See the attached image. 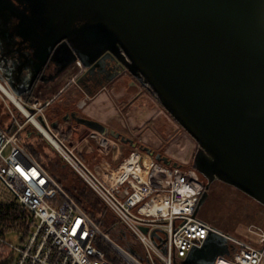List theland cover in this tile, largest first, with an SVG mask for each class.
Masks as SVG:
<instances>
[{"label": "water", "instance_id": "obj_1", "mask_svg": "<svg viewBox=\"0 0 264 264\" xmlns=\"http://www.w3.org/2000/svg\"><path fill=\"white\" fill-rule=\"evenodd\" d=\"M61 53L45 82L78 59L89 68L83 85L127 70L196 139L193 166L206 179L197 211L215 181L264 205V0H0V68L17 96ZM227 254V238L213 232L184 263Z\"/></svg>", "mask_w": 264, "mask_h": 264}, {"label": "built area", "instance_id": "obj_2", "mask_svg": "<svg viewBox=\"0 0 264 264\" xmlns=\"http://www.w3.org/2000/svg\"><path fill=\"white\" fill-rule=\"evenodd\" d=\"M75 65L83 67L79 59ZM0 83V95L9 100L12 117L10 126L0 123V262L175 264L176 256L185 264L192 249L201 247L211 233L217 232L227 238L230 254L218 256L214 264H264L262 225H247L256 234L252 236L238 229L226 232L197 218L206 186L194 166L166 165L140 148L120 161V142L93 129L90 136L99 152L107 156L115 148L114 161L120 162L114 165L103 159L92 170L79 148L50 123L42 101L26 102L1 77ZM30 115L49 135L39 130ZM28 123L49 140L103 201L115 218L111 230L125 240L126 246L102 228L19 139V132ZM56 198L60 200L53 203ZM13 213L19 218L13 220ZM118 224L123 228H117ZM161 231L167 236L160 235ZM154 238H160L159 242Z\"/></svg>", "mask_w": 264, "mask_h": 264}, {"label": "rangeland", "instance_id": "obj_3", "mask_svg": "<svg viewBox=\"0 0 264 264\" xmlns=\"http://www.w3.org/2000/svg\"><path fill=\"white\" fill-rule=\"evenodd\" d=\"M66 87L64 88L67 89L66 92L59 99L70 95L69 92L73 85ZM117 89H120V92H117ZM131 89L136 92L131 94ZM127 94H130V96L127 97ZM73 97L76 102L73 107L78 109L81 116H91L92 120L108 126L112 131L121 132L129 139V142L124 143L126 145L125 156L131 150L140 148L152 152L156 156L161 155L163 163L166 165L193 166L198 149L196 139L173 118L155 94L142 85L129 71L104 88L95 102L90 101L87 95L76 94ZM0 100L3 101V110L9 111L7 106L10 103L9 100L7 99V101L3 95H0ZM53 109L55 107L51 106V111ZM47 112L48 110H46ZM37 119L44 123L42 115H38ZM71 124L75 125V123ZM58 130L70 141L74 132L73 128H67L65 131L60 128ZM67 132L70 135L67 136L65 134ZM80 132L81 137L86 134V132ZM37 137V134L34 133V136H32L34 142H38ZM43 143L46 147L44 152L53 159L57 158L56 152L47 147L44 141ZM114 153V150L111 151L108 156L109 159H112ZM84 158L93 170L97 162L92 161L91 156ZM122 159L123 157L120 158V161ZM100 160L101 158L98 157V161ZM120 161L115 162L114 165ZM200 175L202 180L206 181L201 173ZM262 206L264 205L239 189L222 181H215L209 189L207 198L197 211V218L211 222L226 232L233 233L240 227L243 228L250 224L264 227V207ZM257 212L262 213L261 218L255 215ZM117 228H123V226L118 224ZM160 235L167 236V232L161 231ZM159 239L154 238V241L157 243ZM2 263L4 262L2 261ZM2 263L0 262V264ZM174 263L181 264L176 256L174 257Z\"/></svg>", "mask_w": 264, "mask_h": 264}, {"label": "trees", "instance_id": "obj_4", "mask_svg": "<svg viewBox=\"0 0 264 264\" xmlns=\"http://www.w3.org/2000/svg\"><path fill=\"white\" fill-rule=\"evenodd\" d=\"M2 105L3 101L0 100V123L4 126H10L12 123V117L9 111L3 110ZM34 133L38 136V142H34L32 139ZM65 134L67 136L70 135L69 132ZM18 137L30 150L32 155L54 176L64 190L72 196L102 228L109 231L117 242L126 246L125 240L122 239L116 231L111 230L112 226L115 224V218L112 213L107 209L103 201L90 188V186L56 151L49 140L31 123H28L25 128L19 132ZM42 140L47 144V147L56 152L58 156L57 158L53 159L44 152V148L46 147ZM59 200V198H56V200L54 199L52 202L56 203ZM13 215L15 216L13 220L19 218L15 213H13ZM2 264H11V261H5Z\"/></svg>", "mask_w": 264, "mask_h": 264}, {"label": "crops", "instance_id": "obj_5", "mask_svg": "<svg viewBox=\"0 0 264 264\" xmlns=\"http://www.w3.org/2000/svg\"><path fill=\"white\" fill-rule=\"evenodd\" d=\"M69 75H70L69 72H66L64 75H62L61 77H59L57 80H55V81H53V82H51V83H49L47 85H39V87L36 90L35 96L41 98L46 103L47 100L53 98L54 96H57L58 94H59L58 95V99H59V97L61 95H63L64 92H66V90H67V89H64V88L66 86L73 85V88L69 92L70 95L68 97L67 96L66 97L63 96L62 99L61 98L59 99V101L62 102V103H60V105H62V107H65L68 110L74 109L73 105L76 104V102L74 101L73 95L74 96L76 94H79V95H81V94L82 95H89L90 96L89 99L92 102H95V100L99 98L100 93L103 91L104 88H102L100 90H97V91H95V90H93V91H91V90H84L81 87H79L75 82H72V83L69 84V80H68L69 79ZM117 78H119V77H117ZM114 80H110L109 83H108V85H110L111 83H113ZM60 91H61V93H60ZM117 92H120V89ZM130 92L132 94L133 92H136V91H133L132 90ZM126 96L127 97L130 96V94H127ZM71 97H73V98L71 99ZM67 101H70L71 103L69 102L67 104L66 103ZM51 106H53V107L54 106H57L56 105V102H53L52 105H50L49 107H46L45 108V113H46V110H48V112L46 113V115H48L50 123L52 125H55L56 126L58 124L59 120L61 119V113L58 111V106L55 107V109H53V111H51ZM75 109L78 111V109L76 107H75ZM81 117H84V118H87V119H90L91 118V116H88V115H84V116L82 115ZM91 119H93V118H91ZM106 127H107L108 131H110V128L108 126H106ZM67 128H73L74 129L73 136L70 139V142L73 145H75V146H77L79 148V152L84 157L91 156L92 161H95L97 163L99 162L98 161V157H100L101 160L105 159L106 161H108L111 164H114L115 163L114 160H115L116 149L115 148L112 149V151L113 150L115 151V153L112 156V159H109V157H108L109 155H107V156L102 155L99 152V150H98V144H97L96 140L92 136H90V133H91V131L93 129H91V128L83 125V124H80V123H75V125H72L71 123H64V124H62L60 126V129L62 131H65ZM80 131H82V133L83 132H86V134L85 135H82V137H81L80 136V133H81ZM119 133H121V132H119ZM107 135L109 137H112V138H114V139H116V140H118L120 142V151H121L120 157H124L125 154H126L125 153L126 145L124 144V142H122L120 139L115 138L110 133H107Z\"/></svg>", "mask_w": 264, "mask_h": 264}, {"label": "flooded vegetation", "instance_id": "obj_6", "mask_svg": "<svg viewBox=\"0 0 264 264\" xmlns=\"http://www.w3.org/2000/svg\"><path fill=\"white\" fill-rule=\"evenodd\" d=\"M63 62H64V54L63 53L52 54L48 58L43 70L37 75V78L35 80H33V84L31 85V87L28 88L30 86V84L28 82V84H26L25 87L22 88L23 94L21 96L23 98V100L26 102H32L34 100H40L44 103L45 107H49L50 105H52L53 102H56V105L58 106V111L61 113V119L59 120L58 124L56 126L53 125V126H55L56 129L60 128V126L64 123H78L76 121V119L74 117H72V114H75L76 116H79V117H81V115L78 113V111L75 108L72 110L71 109L68 110L65 107H62V105H60V103H62V102L59 101V99H58L59 94L57 96H54L53 98L47 100L46 103L41 98L36 97L35 93H36V90L39 87V85H47V84L57 80L59 77L64 75L66 72H70L69 79H68L69 84L72 82H75L79 87H81L84 90H91V91L95 90V91H97V90H100L102 88H106V86L108 85L110 80H114L117 77L121 76L122 74L128 72L127 70H122L118 74H116L113 78H111L110 80H107L105 78L104 74H101L100 76L95 74L94 77L96 79L93 78L92 80L86 82L85 83L86 85H83L80 80L82 79L85 72L89 68H86L84 65L82 68H80L78 66H74L76 63L75 62L68 69H66L63 73H61L59 76H57L54 80H51L49 82H45L44 79H48V78L52 77L55 73L58 72V70L61 68ZM0 77L5 79L4 73L1 70V68H0ZM8 83H9V81H8ZM60 93H61V91H60ZM48 102H49V104H48ZM57 106H54V107H57ZM262 207H264V206H262ZM255 215L258 218L262 217V213L260 214L259 212H257Z\"/></svg>", "mask_w": 264, "mask_h": 264}, {"label": "bare ground", "instance_id": "obj_7", "mask_svg": "<svg viewBox=\"0 0 264 264\" xmlns=\"http://www.w3.org/2000/svg\"><path fill=\"white\" fill-rule=\"evenodd\" d=\"M0 85H1V83H0ZM7 92L9 94V96L19 104L16 96L9 90H7ZM23 109H24L25 112H27V110L25 108H23ZM30 117L37 123V125L39 127V130L42 133H44L45 135H49L47 130L36 119H34L31 115H30ZM238 230L243 232V233H246V234H249V235H252V236H256V234L253 231H251L249 228H247V226H244L243 228L240 227Z\"/></svg>", "mask_w": 264, "mask_h": 264}]
</instances>
